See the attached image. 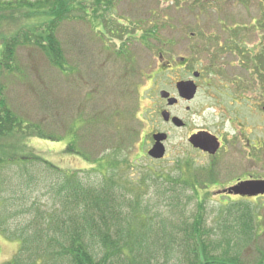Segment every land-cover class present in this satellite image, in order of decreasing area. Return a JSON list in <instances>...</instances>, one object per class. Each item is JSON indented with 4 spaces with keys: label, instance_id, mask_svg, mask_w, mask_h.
Returning a JSON list of instances; mask_svg holds the SVG:
<instances>
[{
    "label": "rangeland",
    "instance_id": "rangeland-1",
    "mask_svg": "<svg viewBox=\"0 0 264 264\" xmlns=\"http://www.w3.org/2000/svg\"><path fill=\"white\" fill-rule=\"evenodd\" d=\"M75 1L79 9L57 16L54 22V34L60 42L65 66L57 67L48 60L50 53L44 52L40 45L20 47L17 43L16 68L12 73L0 69V106H6L21 123L20 127H13V132H0V155L11 160L0 164V211L5 213L2 219L7 221L0 226V264L10 262L18 253L19 240L14 236L20 233L17 227L21 222L42 228L41 218L56 207V203L52 207L53 191L61 186L63 173L93 186L106 176L113 192L125 204L132 199L130 203L139 202L148 208L159 202L157 194L170 199L167 196L172 195L175 185L181 190L180 202L174 204L168 200L172 207H160L161 216L151 222L148 236L153 244L151 248L161 244L160 236L165 229L181 238L179 228H196L193 232L198 233L192 232L194 240L200 238L197 242L205 241L208 252L221 256L223 262L218 264H233L230 263L233 259L239 264H264V197L246 200L220 196L216 191L203 193V190L194 195L192 188L183 185L187 178L183 162L188 158L198 161L191 167L201 189L205 180L211 178L204 170L210 159L202 158L188 145L186 129H168L164 124L158 112L161 107L158 92L153 91L155 87L169 91L170 81L152 84L151 78L149 81L144 77L157 69L159 53L163 56L160 62L167 59V51L193 60L200 58V62L207 54H213V48H201L200 52L197 46L204 36H200V27H206L207 18L214 21L216 13H244L240 15L243 22L254 18L255 31L244 44L250 50L251 45L256 46L264 38V6H260L263 0H120L110 9L95 8L94 0ZM256 22H261L263 28ZM169 27H172L171 36H168ZM218 27L217 23L211 26ZM179 28L189 30L178 32ZM191 32L197 35L191 37ZM169 38L173 50L167 46ZM219 52L214 56L221 64L220 74L226 79L240 78L235 81L243 87L240 91V84L235 83L238 87L234 88L243 95L235 97L236 103L228 110L230 117L248 124L245 133L252 130V135H246L250 140L264 139V116L260 115L264 106L263 80L257 72L252 77L245 70L247 67L235 51ZM194 63L197 68L202 65L198 60ZM201 85L203 88L193 107L210 108L191 116L194 129L217 121L212 110L215 101L210 98L212 95H207L215 89ZM151 86L154 89L150 91ZM220 99L223 109L230 100L224 96ZM9 127V121L0 122V129ZM38 127L42 129L41 135ZM227 129L228 132H223L235 138L236 133ZM156 132L168 134L165 157L158 160L147 154ZM234 148L239 150L238 154L233 152ZM262 150V158H256V162L246 159L241 142L231 147V152L222 151L215 159L218 168H214L212 180L226 181L241 176L240 169L224 166L230 160L244 163L246 174L264 175V147ZM32 155L59 167L60 177L48 171L46 174L42 169L37 176L44 180L38 186H24L13 160ZM198 166L203 167L202 171ZM95 169L108 174H99ZM35 208L44 213L40 220L34 219ZM27 232L33 230L29 227ZM146 256L151 257V253ZM152 264L163 263L160 258V262Z\"/></svg>",
    "mask_w": 264,
    "mask_h": 264
},
{
    "label": "trees",
    "instance_id": "trees-1",
    "mask_svg": "<svg viewBox=\"0 0 264 264\" xmlns=\"http://www.w3.org/2000/svg\"><path fill=\"white\" fill-rule=\"evenodd\" d=\"M75 2V0L0 1V69L2 67L6 72L12 73L16 68L14 52L17 43L20 47L40 45L44 52L50 53L48 57L46 56L48 60L57 67L65 66L59 48L60 42L54 34V22L57 16L79 9ZM94 5L95 8L105 6V9H110L113 3L104 4L101 0H95ZM260 6H264V0L260 2ZM83 11L86 16V9ZM256 23L263 28L261 22ZM256 61L257 63L263 61L262 55ZM256 72L264 84V72L260 70ZM8 110L6 106H0V122L10 123L9 128L0 129V132L10 133L14 131V126H21ZM41 134L42 129L38 127V135ZM68 150L81 154L71 147H68ZM2 157L0 155V164L10 160ZM14 160L13 163L15 162V167L20 172L19 177L20 180L23 179L24 186L30 187V184L32 187L38 186V182L44 180H39L40 177L37 176L42 169L46 174L48 171L49 174L60 177L61 169L38 155L23 156ZM102 167L103 164L100 168ZM97 171L102 175L108 174L105 171ZM183 172L187 177L183 185L192 188L194 195H198L199 185L196 184L200 182H195L198 180L193 178L195 175L192 172L186 169H183ZM105 177L102 176L93 186L83 183L76 176L63 173L61 186L53 191L55 202L52 207L55 203L56 207L47 211L44 218H41L44 214L42 211L34 209V219H42L41 229L30 223L25 226L24 222H21L18 225L17 228L21 230L18 236L14 237L19 240V251L6 264H57L56 261L58 264H152L160 262V258L163 264L223 262L221 256L208 252L205 241L197 242L200 238L194 240L193 234L198 233L193 232L196 228H179L181 238H178L175 232L172 235L165 229L160 236L161 244L151 248L153 244L148 237L152 229L151 222L161 216V206L162 209L171 206L168 200L174 204L180 202L181 190L177 186L174 185L172 195L167 196L171 197L170 199L166 198L165 194H157L156 201L159 202L154 208H148L146 205L142 207L139 202L130 203L132 199L125 204L123 198L113 192L111 183ZM117 197L120 201H117ZM4 214L0 211L2 227L7 222L6 219H2ZM29 227L33 230L32 233L27 232ZM150 253L151 257L146 256ZM230 263L239 264L236 259Z\"/></svg>",
    "mask_w": 264,
    "mask_h": 264
},
{
    "label": "flooded vegetation",
    "instance_id": "flooded-vegetation-1",
    "mask_svg": "<svg viewBox=\"0 0 264 264\" xmlns=\"http://www.w3.org/2000/svg\"><path fill=\"white\" fill-rule=\"evenodd\" d=\"M95 1V0H94ZM102 3L105 2H112L116 3V1L120 0H101ZM95 3V2H94ZM234 14H237L238 16H234ZM240 15H246L244 13H223L218 14L216 13V18L214 21H211V18H207L206 27H200V36L204 35L202 37V42L197 46L200 49L203 48L204 50L207 48L208 50L210 48H213L214 53L213 54H207L206 59H204L203 62H200V58L198 59H191L190 57L184 56V55H175L173 51H167V59L164 62H160L163 58L162 53H159L160 60L156 61L157 69L152 72H148L147 75L144 77L149 80L151 78V83L159 82V81H170V90L166 89H160L155 87V90L153 91L155 93L158 92V100L161 103V107L158 109L159 114L161 115L162 112H167L169 114L168 121H164V124L167 125L168 129L176 128L179 130L186 129V139L188 145L197 153L201 155L202 158H208L210 159L206 165L204 166V170L206 172L207 176H211V178H208L205 180V182L202 184V188L198 189L203 190V193H206L208 191H216L217 195L220 196H237L239 198L243 199H252L256 197H250L247 195H241V194H235V193H229V189L238 185L240 182L245 181H253V180H260L264 181V175H258L255 173L246 174V170L244 169V163L238 162L235 163L233 161H229L226 163L227 168H231L233 170L240 169L242 171V174L240 177L236 176L234 178L228 179L226 181H218L217 179H213L212 175L214 174V168L217 167V163H215V159L218 157V155L224 151V152H231V147L233 148L234 145H238L240 142L243 144V150L245 151L246 159H250L251 162L255 161L256 158H262V149L264 147V139H257L253 140L251 138H247V134L252 135V130H250L247 134L245 133V127L248 125L244 121H240L238 118H232L229 115V109L236 103L235 97L239 95H243L242 92H238L237 88L240 82V78L233 79H226V76H223L220 74V66L221 64L218 63L216 60L217 57L214 56L216 53L219 54V51H226V52H232L235 51L237 55L240 57L242 64H244L247 68L245 69L251 76L256 75V70H260L264 72V39L262 38L261 41H258L255 45H251V49L247 50L245 48L244 44L247 41L248 35L255 31L253 29L254 24V18L249 17L248 20L245 22L242 21V18ZM218 16H221V19H219ZM241 19V20H239ZM170 22V21H169ZM214 23H217L219 25L218 28H211ZM257 28V27H256ZM181 30H189L185 28H179L177 31L179 32ZM168 36L173 35L172 34V27L167 28ZM264 29L262 30V32ZM197 35L194 32H191V37ZM190 38V34L188 35ZM207 39V40H205ZM167 46H170V49L173 50V42L172 38H169L167 40ZM236 48V49H235ZM239 51H238V50ZM263 57V61L257 63V58L259 56ZM204 58V57H201ZM198 60V63H201L202 65L200 68L195 67V61ZM231 68L233 65H231ZM195 67V68H193ZM184 81H191L195 85V93L190 99L184 98L180 95L179 89L177 84L179 82ZM208 85L210 88L215 89L213 94H207L212 95L210 98L215 101V105L212 104L213 108V116L217 118V121L212 122L211 126L206 125L202 126L201 128L194 129V125L191 121V116H197L198 111H204L208 108H203L201 110H195L193 107L194 101L198 97V93L203 88L201 84ZM235 83H238L235 84ZM224 90H223V89ZM242 86L240 84V91L242 90ZM150 91L154 88L151 86ZM148 90V89H147ZM146 90V91H147ZM226 90V91H225ZM149 91V92H150ZM165 91L168 96L167 99L160 97V92ZM226 97L229 102H226L224 104L225 108L220 107L221 99L220 97ZM246 97V96H245ZM244 97V99H246ZM168 99H174L175 101L172 104H168ZM154 106V105H153ZM227 108V109H226ZM262 117L264 116V106L261 110ZM199 113V112H198ZM193 116V117H194ZM178 118L181 121V125L177 126L172 122V118ZM162 118V117H161ZM239 123V124H238ZM230 131H233V133H236L235 138L234 136H229L230 133L225 134L223 132L227 131L228 129ZM252 129V127H250ZM200 133H207L210 136H213L216 138L218 142V149L214 154H208L207 152L202 151L199 148L193 147L189 139L195 135H199ZM167 134V133H166ZM168 136V134H167ZM233 138V139H232ZM236 141V142H235ZM233 142H235L233 144ZM230 144V145H226ZM253 149L255 151H253ZM233 152L235 154L239 153V150L234 148ZM241 152V150H240ZM258 152V153H257ZM228 157L231 155H227ZM256 162V161H255ZM192 164H198V161L196 159H187V161L183 162V169H186L194 174V169L191 167ZM203 167L198 166V170L202 171ZM195 175V174H194ZM212 180V181H210ZM235 180V181H234ZM215 185L216 189H212L211 187ZM257 197H264V195H259Z\"/></svg>",
    "mask_w": 264,
    "mask_h": 264
},
{
    "label": "water",
    "instance_id": "water-1",
    "mask_svg": "<svg viewBox=\"0 0 264 264\" xmlns=\"http://www.w3.org/2000/svg\"><path fill=\"white\" fill-rule=\"evenodd\" d=\"M179 93L182 97L190 99L195 93V85L191 81L179 82L177 84ZM168 94L165 91L160 92V97L167 99ZM168 104H172L175 100L168 99ZM161 117L164 121H168L169 114L167 112H162ZM172 122L179 126L181 125V121L174 117L172 118ZM153 143L151 147L148 149L147 154L152 159L158 160L164 157L165 154V146L164 141L167 138L165 133H155L153 134ZM193 147L199 148L204 152L209 154H214L218 149V142L215 137L210 136L207 133H200L199 135H195L189 139ZM247 195V196H257L264 194V181L253 180V181H245L240 182L239 185L234 186L229 189V193Z\"/></svg>",
    "mask_w": 264,
    "mask_h": 264
}]
</instances>
